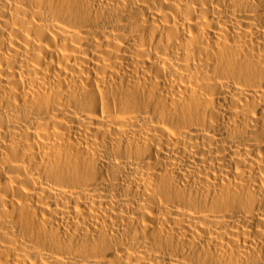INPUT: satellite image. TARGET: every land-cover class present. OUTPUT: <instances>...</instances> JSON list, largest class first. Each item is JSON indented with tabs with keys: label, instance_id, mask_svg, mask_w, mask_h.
Returning <instances> with one entry per match:
<instances>
[{
	"label": "bare ground",
	"instance_id": "bare-ground-1",
	"mask_svg": "<svg viewBox=\"0 0 264 264\" xmlns=\"http://www.w3.org/2000/svg\"><path fill=\"white\" fill-rule=\"evenodd\" d=\"M0 264H264V0H0Z\"/></svg>",
	"mask_w": 264,
	"mask_h": 264
}]
</instances>
